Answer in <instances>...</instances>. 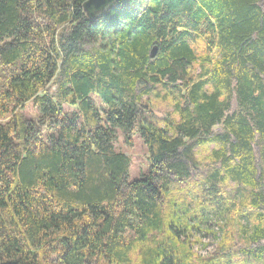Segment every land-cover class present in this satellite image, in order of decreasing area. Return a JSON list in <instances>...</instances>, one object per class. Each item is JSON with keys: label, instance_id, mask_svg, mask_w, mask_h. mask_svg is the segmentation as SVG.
Wrapping results in <instances>:
<instances>
[{"label": "trees", "instance_id": "1", "mask_svg": "<svg viewBox=\"0 0 264 264\" xmlns=\"http://www.w3.org/2000/svg\"><path fill=\"white\" fill-rule=\"evenodd\" d=\"M83 1L0 0V264H264V0Z\"/></svg>", "mask_w": 264, "mask_h": 264}, {"label": "rangeland", "instance_id": "2", "mask_svg": "<svg viewBox=\"0 0 264 264\" xmlns=\"http://www.w3.org/2000/svg\"><path fill=\"white\" fill-rule=\"evenodd\" d=\"M31 103H28L26 105V108L24 109V113L26 116H32L33 115V111L30 109ZM68 107V106H67ZM69 108V107H68ZM115 149L121 152H124L126 154H128L131 159H132V164L130 166V170H129V177L131 180H134L138 177H140V174L144 173L147 170V166L148 163L147 162V153H146V149L144 148L141 139L139 138V136L135 135L132 139H133V146L131 147H127L126 145H124L123 140H122V135L120 133V131H117V138H115ZM204 241H208L209 245L206 248V250L210 251L213 249L214 247V241L212 239H210V237H204L203 238ZM206 250H202V252H206Z\"/></svg>", "mask_w": 264, "mask_h": 264}, {"label": "water", "instance_id": "3", "mask_svg": "<svg viewBox=\"0 0 264 264\" xmlns=\"http://www.w3.org/2000/svg\"><path fill=\"white\" fill-rule=\"evenodd\" d=\"M117 0H84L82 3L83 11L86 14V17L89 19L95 18L103 14L106 9L111 5V3ZM156 53V46H153L150 51V55L154 56Z\"/></svg>", "mask_w": 264, "mask_h": 264}]
</instances>
